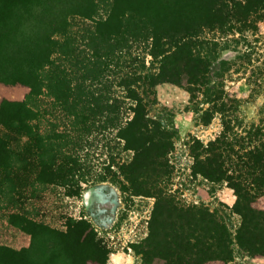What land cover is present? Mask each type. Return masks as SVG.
Listing matches in <instances>:
<instances>
[{
    "label": "trees",
    "instance_id": "obj_1",
    "mask_svg": "<svg viewBox=\"0 0 264 264\" xmlns=\"http://www.w3.org/2000/svg\"><path fill=\"white\" fill-rule=\"evenodd\" d=\"M98 3L0 0V81L27 87L24 98L0 101L4 128L0 168L20 159L12 143L14 132H22L36 148L40 168L36 181L68 182L64 174L80 167L77 155L65 154L67 144L76 140L65 131L41 136L32 129L48 112L67 117L69 128L81 133L75 138L80 146L93 128L114 131L113 137L133 151L123 166L126 181L121 184H133L134 192L155 197L150 231L141 245L147 263L228 264L233 238L226 222L206 205L180 204L160 186L169 173L167 153L173 148V136L150 115L148 106L155 101V86L172 82L186 88L191 97L200 92L211 105L202 111L204 123L214 111L229 117L226 101L218 103L227 94L225 73L235 69L251 77L262 75L264 67L257 69L253 63L249 38L258 34L264 21V0H110L105 15H100ZM75 17L89 20L82 31L74 29ZM205 29L228 32L225 39L206 38ZM137 40L149 46L148 53L155 57L144 75L121 58ZM237 41L245 44L244 52L238 51L233 61L216 60L219 48ZM126 67L130 70L118 76ZM251 82L259 86L257 79ZM44 98L50 109L45 108ZM224 117L220 135L206 144L196 140L192 171L214 182L226 181L234 190L232 209L241 217L236 242L250 255L264 256V142L251 137L229 140L230 125ZM57 125L52 123L53 132ZM245 131L252 135L251 129ZM61 157L69 163L66 173L55 161ZM97 177L103 180L107 175ZM30 232L33 240L21 251L0 246V264H12L13 253L24 256L22 264H78L82 256L88 263L106 264L107 253L93 234L88 246L79 244V251H68L70 242L63 231L38 223Z\"/></svg>",
    "mask_w": 264,
    "mask_h": 264
},
{
    "label": "rangeland",
    "instance_id": "obj_2",
    "mask_svg": "<svg viewBox=\"0 0 264 264\" xmlns=\"http://www.w3.org/2000/svg\"><path fill=\"white\" fill-rule=\"evenodd\" d=\"M109 3L110 0H99L100 15L107 13ZM88 21L75 17L74 29L82 31V26ZM259 29L258 34L249 38L255 60L253 63L258 65L257 69L264 67V21L259 23ZM227 32L205 29L202 35L206 38L223 36L225 39ZM131 44L133 45L123 52L121 58L144 75L155 57L148 53L149 46L145 47L143 41L137 40ZM245 50V44L233 42L218 49L216 60L225 58L233 61L238 51L242 53ZM258 57L259 60H256ZM234 65L236 64H233V68ZM129 70L126 67L118 76ZM231 70L225 73L226 97L218 101L220 103L225 100V108L231 114L224 117V113L214 111L209 123L202 120V111L209 104L203 101L200 92L191 97L186 88L172 82H162L155 86L156 98L148 106L149 113L161 120L173 136V148L167 153L169 173L163 175L160 186L180 204L206 205L226 222L233 238L228 264H264V256H252L236 242V229L241 217L232 209L236 198L234 190L226 181L214 182L192 171L193 151L196 150L194 145L198 144L196 140L206 144L220 135L223 131V117L229 121V140L233 141L236 137L243 141L251 137L256 143L264 142V68L262 75L254 74L252 77L245 70ZM252 79H257L259 86L252 84ZM26 92L27 87L23 85L0 81V101L20 100ZM43 101L45 108L50 109L48 99L44 98ZM229 104L232 105L231 108ZM58 113L56 111L55 115ZM55 115L53 117L49 112L43 114L38 125L33 123L32 129L41 136L46 133L54 135L57 130L68 132L76 141L67 144L65 154L70 151L77 155L80 167L74 173L67 174L63 171L69 164L66 158H57L56 164L62 169V173H66L63 177L68 182L62 183L60 178L55 183L37 182L40 168L36 166V148L32 138L28 139L22 132H14L12 148L21 155L18 161L12 163V168L10 165L0 168V246L12 251L27 248L33 240L30 230L35 231L37 224L42 223L66 233L70 242L67 245L68 251L78 250L79 244L88 246L89 235L93 234L96 243L107 253L106 264H149L141 252V245L150 231L155 197L136 193L133 191V184L126 183L123 186L120 182L126 181L123 166L125 169L133 151L124 148L123 141L113 137L114 131L98 132L94 128L88 133L87 142L80 146L82 143L75 138L81 133L69 128L71 124L67 117L60 118L57 115L55 118ZM54 121L58 125L53 132L51 127ZM246 129H251V136L247 135ZM3 130L0 125V133ZM18 136L19 139L15 140ZM85 138L83 133V140ZM81 174L85 178L81 179ZM99 174L107 177L99 180ZM131 178L136 177L130 176ZM17 222L22 224H15ZM75 254L80 255L77 252ZM23 257L13 253L9 263L22 264ZM84 259V256L80 257L78 264H91Z\"/></svg>",
    "mask_w": 264,
    "mask_h": 264
}]
</instances>
